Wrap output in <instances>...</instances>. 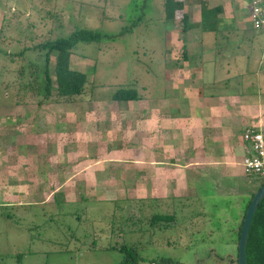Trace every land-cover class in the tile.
I'll list each match as a JSON object with an SVG mask.
<instances>
[{
    "label": "rangeland",
    "instance_id": "374dc122",
    "mask_svg": "<svg viewBox=\"0 0 264 264\" xmlns=\"http://www.w3.org/2000/svg\"><path fill=\"white\" fill-rule=\"evenodd\" d=\"M181 1L183 10L165 21L163 0H0V45L5 51L0 54V161L17 162V152L37 155L33 170L38 169V182L53 185L57 195L50 203L28 208L0 203V264H118L122 253L115 246L123 243L138 247V264H159L166 258L181 264H237L235 229L245 203L233 188L255 175L239 173L235 186L219 176L227 188L222 192L214 190L209 178L201 181L198 196L179 199L191 206L176 210L167 229H154L145 218L173 210L149 209L140 188L129 190L142 179L131 173L140 172L135 169L147 158L143 131L158 135L161 119L178 97L191 107L198 92L227 94L234 86L233 81L229 87L221 82L218 90L201 76L204 62L212 57L213 37L200 32L199 0ZM202 1L210 8L226 2ZM227 1L225 7L238 13L236 0ZM183 13L189 16L187 29ZM224 15L225 24L239 22L229 18V11ZM78 27L111 36L99 46L78 44L70 56V67L87 74L84 99L42 103L34 94L16 98L17 69L34 57L31 51L24 57L17 53ZM256 40L257 46L264 43V31ZM53 62L51 58V67ZM129 82L140 100L113 101L110 95ZM263 97L253 101L259 104ZM147 120L156 124L146 128ZM14 134L24 136L19 145L10 140ZM255 181L254 189L264 178ZM42 190L38 198L46 194Z\"/></svg>",
    "mask_w": 264,
    "mask_h": 264
},
{
    "label": "crops",
    "instance_id": "0c3cea01",
    "mask_svg": "<svg viewBox=\"0 0 264 264\" xmlns=\"http://www.w3.org/2000/svg\"><path fill=\"white\" fill-rule=\"evenodd\" d=\"M226 2L221 1L219 4L223 10L220 15L229 11V18L239 22L225 24L227 17H221L223 22L218 27L222 32V48L217 52V55L222 52L220 58L215 55L218 40L214 33H209L213 37V47L210 48L213 53L204 62L201 76L207 77L208 82L212 83L208 86L218 90H221V82H226L225 86L229 87L230 81H233L234 86L227 94L220 91L198 92L196 102L191 107L189 102H185L186 98L178 97L177 103L167 108L168 112L162 115L158 135L157 131H143L145 139L142 143L145 144L143 149L147 158L142 160L141 168L136 167L135 170L139 169L140 172L131 173L135 176L140 174L142 179L136 183V187H130L132 179L131 182L126 181V186L132 191L140 188L141 201L146 200L149 209H171L173 212L168 213L175 215L176 210L190 207L188 201L181 202L179 199L198 196L199 183L206 178L215 182L214 190L217 192L227 189L218 182L219 176H224L235 186L240 174L244 175L241 166V133L247 126L264 124V102L257 104L253 101V97L264 96V43L257 46L259 41L256 40V34L264 29L254 28L249 19L251 0H236L235 10L238 13H235L233 6L225 7ZM236 40L237 43H233ZM245 43L250 45L244 46ZM153 123L156 124V120H147L144 127L150 129L149 125ZM5 130L8 132V129ZM11 139L13 145H19L24 136L14 134L10 136ZM150 142L155 145L151 147ZM15 158L17 162L8 158L0 161V203L28 208L55 199L57 195L52 192L55 189L50 188L53 185L46 184L43 187L35 174L38 169L33 170L38 167L37 155L28 158L17 152ZM254 178L250 183L243 180L238 190L233 188L243 197L244 203L257 189H254V185L258 178ZM39 184L40 188L37 187ZM64 185L61 183L62 189ZM43 188L47 191L43 192L46 194L41 199L38 196ZM172 191L176 195H172ZM168 202L172 204L168 205Z\"/></svg>",
    "mask_w": 264,
    "mask_h": 264
},
{
    "label": "trees",
    "instance_id": "16d2710c",
    "mask_svg": "<svg viewBox=\"0 0 264 264\" xmlns=\"http://www.w3.org/2000/svg\"><path fill=\"white\" fill-rule=\"evenodd\" d=\"M199 3L200 21L198 26L201 33H214L216 40H218L216 42L218 45L215 53L217 55V52L221 51L222 48V44L220 43V34L222 32L218 27L219 23L223 22L219 17L223 12L222 6L216 5L210 8L202 0H199ZM183 7L184 4L181 0H163L165 21L174 20L175 14L183 10ZM188 17V14L183 13L181 21L185 29L190 26ZM110 38V35L98 30L78 27L74 28L69 35H61L53 39L48 38L31 47H24L17 53V56H27V54H30L28 51H31L34 57L26 60L17 69V77L14 81V85H16L18 91L15 95L16 98L34 94L40 97L39 99L42 103L48 101H61L63 103L72 102L77 98L84 99L85 87L88 85L87 74L84 71L70 67V56L75 52L78 44H97L99 46L102 40ZM3 53L5 51L0 45V54ZM184 53L183 58L186 59L187 56ZM51 58L54 61L52 67L50 66ZM186 60H189V58L187 57ZM110 98L113 101L128 102L140 100L141 97L134 87V83L129 82L125 86L117 88L110 95ZM17 103L19 102L17 101ZM256 177L259 179V176ZM262 183L258 185L257 189ZM253 194L254 192L246 199L240 222L237 229H235V232L238 234L237 240L239 239L245 211ZM145 219L144 223L150 227H154V229H167L173 224L174 214L153 213ZM115 247L122 253V259L118 264L139 263L141 257L137 246L123 243ZM245 259L246 264H264V196L251 218L245 245ZM157 262L159 264H181L168 258L160 259Z\"/></svg>",
    "mask_w": 264,
    "mask_h": 264
},
{
    "label": "built area",
    "instance_id": "2783aa9c",
    "mask_svg": "<svg viewBox=\"0 0 264 264\" xmlns=\"http://www.w3.org/2000/svg\"><path fill=\"white\" fill-rule=\"evenodd\" d=\"M249 19L254 28L264 29V0H251ZM241 141L243 172L264 178V124L245 127L241 133Z\"/></svg>",
    "mask_w": 264,
    "mask_h": 264
},
{
    "label": "water",
    "instance_id": "95a60500",
    "mask_svg": "<svg viewBox=\"0 0 264 264\" xmlns=\"http://www.w3.org/2000/svg\"><path fill=\"white\" fill-rule=\"evenodd\" d=\"M263 196H264V182L261 184V186L256 190V192L251 197V200L245 211V215H244L242 225L240 228L238 244H237V250H238L237 259H236L237 264H246L245 245H246L248 229H249L252 215L254 211L256 210L259 202L263 198Z\"/></svg>",
    "mask_w": 264,
    "mask_h": 264
}]
</instances>
